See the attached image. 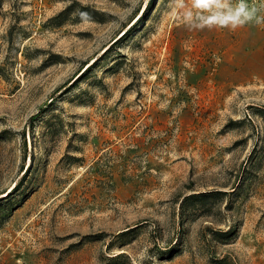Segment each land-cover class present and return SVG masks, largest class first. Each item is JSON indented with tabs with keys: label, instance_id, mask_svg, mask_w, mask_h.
Returning a JSON list of instances; mask_svg holds the SVG:
<instances>
[{
	"label": "rangeland",
	"instance_id": "374dc122",
	"mask_svg": "<svg viewBox=\"0 0 264 264\" xmlns=\"http://www.w3.org/2000/svg\"><path fill=\"white\" fill-rule=\"evenodd\" d=\"M0 264H264V0H0Z\"/></svg>",
	"mask_w": 264,
	"mask_h": 264
},
{
	"label": "trees",
	"instance_id": "16d2710c",
	"mask_svg": "<svg viewBox=\"0 0 264 264\" xmlns=\"http://www.w3.org/2000/svg\"><path fill=\"white\" fill-rule=\"evenodd\" d=\"M85 72H86V71H85ZM19 186H20V184H17V185L13 188V191L18 190ZM11 197H12V194H8L6 198L8 199V198H11Z\"/></svg>",
	"mask_w": 264,
	"mask_h": 264
}]
</instances>
